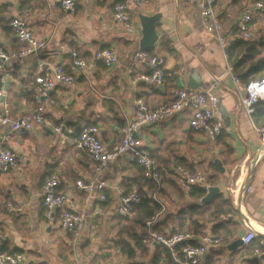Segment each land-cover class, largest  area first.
<instances>
[{"label": "crops", "instance_id": "0c3cea01", "mask_svg": "<svg viewBox=\"0 0 264 264\" xmlns=\"http://www.w3.org/2000/svg\"><path fill=\"white\" fill-rule=\"evenodd\" d=\"M117 1L120 0H78L75 12L68 13L57 0H0V47L8 51L21 48L8 25L9 19L15 16L25 20L35 36L48 40L41 51L6 62L10 80L5 88L12 112L20 115L34 105L30 87L34 75L43 69L60 64L75 78L72 85L56 87L51 92L55 103L45 108L46 117L61 127L60 132L49 127L18 130L3 141L5 147L16 151L17 166L0 172V249H16L23 253L21 264H177L166 247L154 242L149 235L140 245L137 243L135 235H143L144 227L137 223L134 208L126 215L116 213L118 194L126 192L132 183L138 185L140 195H151L152 189L143 182L135 161L130 157L109 161L100 173L106 182V199H98L96 190L85 199L87 193L78 189L75 181L92 179L94 163L74 147L73 141L84 125L96 124L101 129L102 142L111 148L119 140L118 126L134 113L136 98L141 97L149 107H154L173 100L176 87L189 91L202 89L213 76L225 71L228 61L224 49L203 30L194 4L187 0H148L141 9L132 8V15L140 26L138 14L160 13L158 40L150 53L163 55L164 79L158 86L139 80V74L151 71L143 65L132 64L133 54L140 49L141 27L139 32L130 34L112 19V6ZM237 3L216 0L215 8L224 30L235 26L242 7L230 16L229 13ZM71 36L75 40H71ZM62 44L75 48L86 59L87 66L82 72L72 66L69 53L60 50ZM102 47H109L118 55V61L110 67L93 58L94 52ZM179 67L185 69L182 77L172 74ZM189 76L199 84L196 89L189 88ZM233 89L235 85L227 75L216 89L220 100L215 115L224 122V129L216 139L188 127L193 112L190 107L141 129V138L152 157L165 170L164 179L153 192L163 203L154 220L156 231L175 232V214L179 209H187L191 203H205L188 193L200 185L190 190L180 188L172 166L179 163L201 173L199 165L211 143L225 150L223 155L221 152L223 158H213L220 160L224 171L227 170L224 166L226 152H233V158L240 156L244 162L256 155L259 149L257 133L248 115L238 108ZM261 107L257 105L252 115L257 125L264 123ZM4 132L5 128L0 127V139ZM213 160L208 163L213 168V172L207 174V177L212 175L208 183L217 185L218 193L231 198L237 211L234 216L237 225L215 227L212 231L213 222L205 216L204 232L196 233L186 227L180 230L194 235L187 241L192 244L203 242L206 235L221 239L207 250L198 264H253L252 249L258 239L253 241L256 242L253 246L252 243L231 249L227 246L244 233V222L251 223L258 236L264 235V192L261 188L264 156L253 168L250 165L248 171H239L234 187L224 185L225 172H220ZM53 174L60 179L56 190L67 193L76 206L85 211L82 235L75 244L68 232L42 216V184ZM7 203L22 206V210L10 213L5 209ZM226 228L231 232L224 233ZM125 242L134 249L131 256L126 252Z\"/></svg>", "mask_w": 264, "mask_h": 264}, {"label": "built area", "instance_id": "2783aa9c", "mask_svg": "<svg viewBox=\"0 0 264 264\" xmlns=\"http://www.w3.org/2000/svg\"><path fill=\"white\" fill-rule=\"evenodd\" d=\"M61 8L74 13L78 0H57ZM194 4L199 12L200 23L208 36L214 39L220 48L227 45V41L236 30L245 38H252V17L256 10L263 7L262 0H248L241 8L239 17L235 21V26L224 30L219 13L215 8L216 0H187ZM148 0H120L112 6V19L120 24L126 32L134 34L139 32L140 26L135 22L132 15V8L141 9ZM8 25L21 44V48L8 51L0 47V127L5 128V132L0 139V172L8 171L17 166V153L14 149L5 147L3 141H7L11 132L18 130H32L36 128L49 127L56 132L61 131V127L54 125L46 117L45 108L47 104H54L55 100L51 92L58 86H69L74 83V76L67 72L62 65L50 66L34 75L33 83L30 87L34 105L20 115H15L10 107V97L6 91V84L10 80V73L5 69V64L9 59L20 58L29 53H37L44 49L48 40L35 36L28 28L25 20L20 17H11ZM75 40L74 36L70 37ZM60 50L68 52L72 66L82 72L87 66V61L75 48L68 44H62ZM93 58L101 61L106 67H110L118 61L117 53L109 48L102 47L94 52ZM132 64L143 65L151 69L149 73H141L138 79L151 85H160L164 79V57L159 54H152L147 50L138 49L132 56ZM184 67H179L172 71V74L182 77ZM230 76L237 96L238 108L244 111L250 118L252 127L257 133L259 149L250 164L253 168L259 159L264 156V123L255 124L252 115L256 105L264 102V77L250 80L242 86L239 77L233 72L232 66L226 62V69L219 75L213 76L211 81L202 89L189 91L184 87H176L173 90V100L161 103L154 107H149L141 98L135 100V110L131 117L124 118L118 126L119 140L111 148L106 147L100 138V127L96 124L84 125L77 137L73 141L76 149L85 153L94 163V177L87 181L77 179L75 185L88 194L96 190L98 199L105 200L104 188L106 182L101 178V170L109 161H114L119 157H130L139 165L148 179L155 181L156 186L164 179L165 170L162 169L152 157L149 147L141 138V129L151 124H157L180 112L184 107L192 109V116L187 122L189 128L195 131H203L206 135L216 139L224 129V122L215 115L219 106V97L216 89L221 85V80L225 76ZM231 91V89H228ZM172 173L177 177L180 187L190 190L194 185H200L206 189L208 183L205 175L200 172H193L190 168L175 164L171 167ZM60 185V179L53 174L47 177L42 184V216L45 220L54 221L62 230L69 233L71 241L75 244L82 235V228L86 218L85 211L76 206L72 197L67 193L59 192L56 188ZM264 192V177L261 182ZM140 194L137 186L133 185L126 192L118 194V205L116 213L126 215L133 211L134 206L139 203ZM5 209L10 213H19L22 206L7 203ZM156 216L145 221L148 228L149 237L156 243L166 247L177 264H198L203 260L207 250L215 246L221 240L219 237L206 235L201 243L192 244L187 242L193 238V234L188 231H176L162 234L155 229H151V224ZM245 231L240 235L242 243L248 245L258 239V243L252 249V255L258 260L257 264H262L260 254L264 247V239L258 237L255 227L244 222ZM24 259L20 251H0V264H21Z\"/></svg>", "mask_w": 264, "mask_h": 264}, {"label": "trees", "instance_id": "16d2710c", "mask_svg": "<svg viewBox=\"0 0 264 264\" xmlns=\"http://www.w3.org/2000/svg\"><path fill=\"white\" fill-rule=\"evenodd\" d=\"M262 1L263 7L254 12L251 25L258 20L264 21V0ZM259 33L260 35L257 36V38L248 39L243 37L239 32L235 30L232 37L228 39L227 45L223 48L227 61L232 66L233 72L239 77L242 86L246 85V83L250 80L264 77V24L259 27ZM151 48L148 50L149 52ZM257 105L262 106L260 108V112L261 114L264 113V102H260ZM137 166L139 167L143 182L152 189L150 196L140 195L139 203L134 206V210L137 212V223L140 224L139 226L141 228L144 227L143 235L140 236L139 233H136L135 235L137 243L140 245L142 240L146 239V237H148L149 235L145 221L153 218L154 216H156L157 218L163 203L157 196H155V194L153 195V192L156 191L155 181L146 178L144 176L142 168L139 165ZM206 179L211 183L212 175L206 177ZM133 185L137 186L139 190V187L136 183H132L129 186V189ZM188 193L192 197L200 199L205 194V190L202 187L197 186L195 188L193 187V189ZM236 212L237 211L233 207L231 198L224 197L220 192L217 193L214 196V199L210 200L209 202H205L203 204L191 203L187 209H179L175 214V217H177V225L174 226L173 231L176 232L186 227L187 230H193L196 233L204 232V223L202 224V222H204L205 216L209 217V221L213 222L211 224L212 231H214L215 227L221 228L222 226L228 225H232L233 227H235L237 225L236 221L234 220ZM166 218H168V216ZM154 222L155 221H153V223L151 224V229H155V226H157V222ZM230 232L231 230L226 228L224 233ZM258 237L263 238L264 235H259ZM254 243L252 242L251 246H253ZM125 247L128 256H131L134 249L127 242H125ZM261 247H264V245H262ZM165 249L166 251H168L167 248ZM14 250L16 249L5 250L3 247H1L0 249V251ZM252 261L253 264L258 263V260L256 258H253Z\"/></svg>", "mask_w": 264, "mask_h": 264}, {"label": "rangeland", "instance_id": "374dc122", "mask_svg": "<svg viewBox=\"0 0 264 264\" xmlns=\"http://www.w3.org/2000/svg\"><path fill=\"white\" fill-rule=\"evenodd\" d=\"M247 1L248 0H234V1L231 0V3H237V2L238 3L235 6V9L229 13V16L232 15L234 12H236L238 10V8H241L242 4L244 5ZM263 24H264L263 20H261V21L258 20L257 22H254L252 24V38H257V36L260 35L259 27ZM212 144L213 143H211V147H209V146L206 147V149L203 153V160H202L201 164L199 165V169H201L199 171H201V173L204 174L206 177H207L208 173L213 172V168L208 165L209 161L213 160V158L215 156L216 157H222V155L224 154V151H225L223 149L217 148L216 146L213 147ZM221 152H222V155H221ZM232 155H233V152L232 153L226 152V156H224L226 158V161H227V162H224L225 169H227L224 171L225 172L224 185H226V187H228V186L234 187L235 186V178L238 175L239 171L240 170H242V171L244 170V172H245V170L248 171V168H250L249 164H250L251 160H253V155H251L245 162L242 159V157L239 156V157L233 158ZM259 164H260V162H259Z\"/></svg>", "mask_w": 264, "mask_h": 264}, {"label": "water", "instance_id": "95a60500", "mask_svg": "<svg viewBox=\"0 0 264 264\" xmlns=\"http://www.w3.org/2000/svg\"><path fill=\"white\" fill-rule=\"evenodd\" d=\"M139 24L141 27V37L139 40V46L143 50H149L158 40V33H157V27L160 25V13H154L152 15H146V14H138ZM198 83L194 79H192L191 76H189L188 86L191 89H196L198 87ZM228 123L226 122V125ZM214 165L217 169H219L220 172H224V167L222 166L220 160L218 158H215L213 160ZM218 186L217 185H209L206 188L205 195L201 198L202 202H207L213 198L215 194L218 193ZM251 225V223H249ZM253 226V225H251ZM242 240L240 238L233 241L230 245L227 246L228 249L234 248L235 246L241 245ZM260 259L262 260L264 264V249L262 253L260 254Z\"/></svg>", "mask_w": 264, "mask_h": 264}, {"label": "bare ground", "instance_id": "6f19581e", "mask_svg": "<svg viewBox=\"0 0 264 264\" xmlns=\"http://www.w3.org/2000/svg\"><path fill=\"white\" fill-rule=\"evenodd\" d=\"M242 174H243V173H242ZM240 178H241V176H240ZM240 178H239V179H240ZM238 181H240V180H238ZM238 183H239V182H238ZM236 189H237V188H236ZM263 233H264V232H263Z\"/></svg>", "mask_w": 264, "mask_h": 264}]
</instances>
